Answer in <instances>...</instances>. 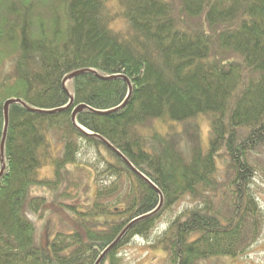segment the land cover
I'll return each instance as SVG.
<instances>
[{"label": "trees", "instance_id": "obj_1", "mask_svg": "<svg viewBox=\"0 0 264 264\" xmlns=\"http://www.w3.org/2000/svg\"><path fill=\"white\" fill-rule=\"evenodd\" d=\"M78 72L67 109L63 81ZM11 100L21 103L9 108L3 158L0 150V264H96L136 221L102 263L123 264L119 250L149 240L186 198L191 208L153 245L170 264L238 258L258 240L250 154L264 147V0H0V149ZM201 121L208 148L187 160L188 133L175 130L192 136ZM104 140L161 192L158 212L160 194ZM84 145L97 149L108 184L82 207V231L43 239L24 214L28 192L57 187ZM219 164L226 211L214 207ZM48 165L52 181L40 176Z\"/></svg>", "mask_w": 264, "mask_h": 264}, {"label": "rangeland", "instance_id": "obj_2", "mask_svg": "<svg viewBox=\"0 0 264 264\" xmlns=\"http://www.w3.org/2000/svg\"><path fill=\"white\" fill-rule=\"evenodd\" d=\"M110 6L113 7V2L110 3ZM113 27L119 29L120 24H115ZM67 86L70 92L75 91L74 81L68 82ZM200 123L201 129L196 132L193 131L192 136H190L191 131L186 132L184 126L177 127L178 129L175 130L180 136L182 135L180 134L181 131L182 133H188V137L185 134L180 143L187 160L191 159V153L195 150L208 148L209 125L205 121ZM163 130L167 132L166 126L163 127ZM169 132H172L171 128ZM259 150V153L250 154V161L257 168L250 183V193L254 195L260 208L261 218L259 220L258 240L251 244L246 254L238 258L214 257L209 261H203L202 264H264V147ZM59 153H62L61 149L56 152V154ZM104 165L97 149L84 145L78 160L67 165L62 182L57 187L33 185L30 188L25 202L24 214L28 219L34 221L38 235L43 233L42 238L51 241L57 233H67L71 230L82 231L84 229L83 221L86 218L82 215L84 213L82 207L94 203L98 186L103 187V185L108 184L102 178L107 179L105 176L107 174L101 173V177L98 176L99 171L104 169ZM224 166L219 164L220 170L217 172V176L214 177L217 181V189H219L215 195L214 207L222 210L230 203L227 169ZM54 170L53 165H48L40 171L41 178L54 180ZM35 200L40 205L38 212L35 210L36 207L32 208L30 206V204L36 203L33 202ZM191 206V201L186 198L173 209L171 208L163 213L162 220L150 235L149 240L137 237L123 246L118 253V257L124 262L123 264H170L168 253L163 248L154 247L153 245L159 237L164 235L169 222L179 213L182 214L187 208H191Z\"/></svg>", "mask_w": 264, "mask_h": 264}, {"label": "water", "instance_id": "obj_3", "mask_svg": "<svg viewBox=\"0 0 264 264\" xmlns=\"http://www.w3.org/2000/svg\"><path fill=\"white\" fill-rule=\"evenodd\" d=\"M83 72H78V73H73L71 75H69L67 78L64 79L63 81V87L67 90L66 88V84L68 81H71V80H74L76 77H78L79 75H81ZM112 79H116L115 77L113 78H110L109 80H112ZM129 86H130V95H131V85H130V82L127 80ZM69 96H70V99H71V103L70 105L68 106L67 109L71 108L72 105H73V102H74V98L73 96L70 94V92L67 90ZM130 95L128 97V99L126 100V102L124 103V105L122 107H125L129 98H130ZM21 102L18 101V100H11V101H8L6 104H5V107H4V111H5V120H6V123H5V131H4V136H3V140H2V143H1V157L3 158L4 157V150H5V140H6V135H7V129H8V123H9V108L11 105H15V104H20ZM86 107H79L78 109H76L72 115V120L74 122V124H76V117H77V114L79 111L81 110H84ZM104 144L109 148L111 149L113 152H115L117 155H119V157L125 162V164L131 169V171L136 174L137 176H139L140 178H142L143 180H145L154 190L157 191V193L160 194V206L159 208L157 209L156 212H158L162 206H163V203H164V197L162 196L161 192L156 188V186H154L143 174H141L122 154H120L110 143H108L107 141L104 140ZM139 221V220H138ZM137 221V222H138ZM136 223V221L134 223H132L131 225H129L125 231L122 233V235L100 256L99 260L97 261L96 264H101L105 259L106 257L108 256V254L120 243V241L122 240V237L125 235V233Z\"/></svg>", "mask_w": 264, "mask_h": 264}]
</instances>
